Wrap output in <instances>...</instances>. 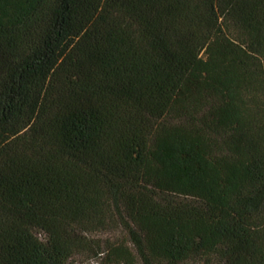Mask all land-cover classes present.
Segmentation results:
<instances>
[{
  "label": "trees",
  "instance_id": "16d2710c",
  "mask_svg": "<svg viewBox=\"0 0 264 264\" xmlns=\"http://www.w3.org/2000/svg\"><path fill=\"white\" fill-rule=\"evenodd\" d=\"M264 264V0H0V264Z\"/></svg>",
  "mask_w": 264,
  "mask_h": 264
},
{
  "label": "rangeland",
  "instance_id": "374dc122",
  "mask_svg": "<svg viewBox=\"0 0 264 264\" xmlns=\"http://www.w3.org/2000/svg\"><path fill=\"white\" fill-rule=\"evenodd\" d=\"M80 264H99L97 259L87 260V259H79Z\"/></svg>",
  "mask_w": 264,
  "mask_h": 264
}]
</instances>
